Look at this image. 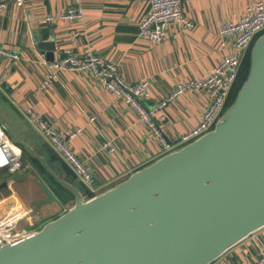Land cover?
<instances>
[{"label":"crops","instance_id":"0c3cea01","mask_svg":"<svg viewBox=\"0 0 264 264\" xmlns=\"http://www.w3.org/2000/svg\"><path fill=\"white\" fill-rule=\"evenodd\" d=\"M257 1L264 0L184 1L183 13L192 27L169 25L164 39L156 43L139 36L140 21L149 10L147 0H83L84 16L76 21L62 18L72 7V0H26L23 6L0 0L7 3L0 20V47L20 56L13 59L0 55V111L9 120L1 112L0 118L44 158L60 180L77 188L85 199L89 194L99 195L167 154L165 142L177 145L201 121L210 96L192 84L230 53L234 38L222 36L220 28L239 22ZM48 17L53 19L49 21ZM41 42L55 43L54 61L91 53L114 63L129 84L147 80L151 95L142 105L159 134L125 98L106 91L92 70H61L52 85L44 86L48 64L53 61L46 59L49 51L38 47ZM179 84L191 86L173 97ZM28 110L60 133L93 175L91 185L54 148ZM76 128L83 129L82 135L69 141L68 135ZM104 143L115 151L104 148ZM14 144L21 154L30 156L35 168L13 182L1 181L0 224L16 220L18 231L33 233L41 229L22 227L20 223L57 219L75 205V195L56 183L37 158ZM55 155L74 177L53 159ZM263 242L264 228L211 264H254Z\"/></svg>","mask_w":264,"mask_h":264},{"label":"water","instance_id":"95a60500","mask_svg":"<svg viewBox=\"0 0 264 264\" xmlns=\"http://www.w3.org/2000/svg\"><path fill=\"white\" fill-rule=\"evenodd\" d=\"M54 61V42L38 44ZM215 128L85 199L0 118L10 138L75 195L41 230L0 247V264H211L264 228V34ZM3 185H0V189Z\"/></svg>","mask_w":264,"mask_h":264},{"label":"built area","instance_id":"2783aa9c","mask_svg":"<svg viewBox=\"0 0 264 264\" xmlns=\"http://www.w3.org/2000/svg\"><path fill=\"white\" fill-rule=\"evenodd\" d=\"M12 1L18 6H23L26 0ZM72 1V7L62 15V18L70 21L81 20L84 16V9L81 4L83 0ZM147 1L149 10L142 17L139 24V36L141 38L160 43L164 39L169 25L192 27L191 21L183 13V2L187 0ZM6 9L7 3H0V20ZM52 19V17H48L49 21ZM220 34L234 38L230 53L224 56L210 73L192 84L208 92L210 96L209 105L203 113L201 121L186 132L177 145L164 143V149L167 153L176 150L178 146V148H181L212 131L225 113L226 100L241 67L243 57L255 41L264 34V1H257L251 5L239 22L223 25L220 28ZM0 55L12 57L13 59L20 58L18 54L2 47H0ZM48 65L49 71L44 86L52 85L61 70L68 68L76 71L92 70L106 91L125 98L132 110L142 120L148 122L151 128L159 134L155 123L152 122L142 105L143 100L148 99L151 95V85L147 80H142L134 85L129 84L120 77L118 68L114 63L103 61L100 57L91 53L82 58L68 56L62 60L53 61ZM190 86L189 84H179L174 91L173 97L184 94ZM28 115L48 136L54 148L68 161L77 175L86 184L91 185L94 182L93 175L71 150L68 143L62 139L60 133L49 127L39 115H35L31 110H28ZM91 120L93 121V118ZM82 132L83 129L76 128L68 135V140H74L82 135ZM103 146L104 148H109L111 152L115 151L114 147L109 143H104ZM21 169V151L18 150L3 126L0 125V174L3 172L15 174ZM16 226V220L0 224V247L31 234L28 231H18ZM254 264H264V242L260 249V256Z\"/></svg>","mask_w":264,"mask_h":264},{"label":"trees","instance_id":"16d2710c","mask_svg":"<svg viewBox=\"0 0 264 264\" xmlns=\"http://www.w3.org/2000/svg\"><path fill=\"white\" fill-rule=\"evenodd\" d=\"M250 50L251 48L245 53L243 60H242V64L241 67L239 69V72L237 74V77L235 79V81L232 84V87L230 89L228 98L226 100V105H225V109L224 112H226L230 106L235 102L236 97L238 95V92L240 91L241 87L243 86V84L245 83V81L248 78L249 72H250ZM53 159L55 161H57V163L60 164V166L71 176L74 177V173L73 171L60 159L58 158L56 155L53 156ZM68 193L70 195H73L71 192L68 191ZM95 195L94 194H89L87 195L88 199L93 198Z\"/></svg>","mask_w":264,"mask_h":264},{"label":"rangeland","instance_id":"374dc122","mask_svg":"<svg viewBox=\"0 0 264 264\" xmlns=\"http://www.w3.org/2000/svg\"><path fill=\"white\" fill-rule=\"evenodd\" d=\"M1 115L6 119L9 120L8 117L5 115V113H3L2 111ZM34 163L33 160L30 159V156L26 153V152H22V169L15 173V174H10L8 172H3L0 174V180L4 181V182H13L15 178H22L24 176H27L29 174H31L34 171ZM18 176V177H17ZM56 189L58 188V186H56L55 184H53ZM46 190L49 192V188L47 186ZM51 192V190H50ZM52 194V192H51ZM57 194V193H56ZM58 195V194H57ZM47 220L42 221V223L36 224L33 220H25L23 222L20 223V226L22 227H30L31 229H35V230H39L42 229L45 225ZM46 222V223H45Z\"/></svg>","mask_w":264,"mask_h":264},{"label":"bare ground","instance_id":"6f19581e","mask_svg":"<svg viewBox=\"0 0 264 264\" xmlns=\"http://www.w3.org/2000/svg\"><path fill=\"white\" fill-rule=\"evenodd\" d=\"M31 235V234H30Z\"/></svg>","mask_w":264,"mask_h":264}]
</instances>
